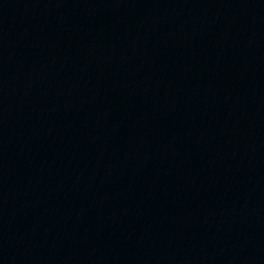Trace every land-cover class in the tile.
I'll return each mask as SVG.
<instances>
[{
  "label": "water",
  "instance_id": "water-1",
  "mask_svg": "<svg viewBox=\"0 0 264 264\" xmlns=\"http://www.w3.org/2000/svg\"><path fill=\"white\" fill-rule=\"evenodd\" d=\"M0 264H264V0H0Z\"/></svg>",
  "mask_w": 264,
  "mask_h": 264
}]
</instances>
